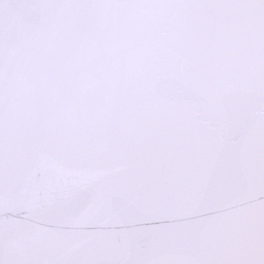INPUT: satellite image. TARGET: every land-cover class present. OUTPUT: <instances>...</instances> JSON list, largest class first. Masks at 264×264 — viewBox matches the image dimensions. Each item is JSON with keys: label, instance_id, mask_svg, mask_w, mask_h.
Instances as JSON below:
<instances>
[{"label": "snow or ice", "instance_id": "snow-or-ice-1", "mask_svg": "<svg viewBox=\"0 0 264 264\" xmlns=\"http://www.w3.org/2000/svg\"><path fill=\"white\" fill-rule=\"evenodd\" d=\"M0 264H264V0H0Z\"/></svg>", "mask_w": 264, "mask_h": 264}]
</instances>
